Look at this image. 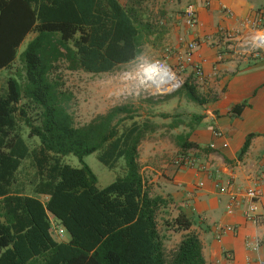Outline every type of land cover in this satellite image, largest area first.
Returning a JSON list of instances; mask_svg holds the SVG:
<instances>
[{"label":"trees","instance_id":"obj_1","mask_svg":"<svg viewBox=\"0 0 264 264\" xmlns=\"http://www.w3.org/2000/svg\"><path fill=\"white\" fill-rule=\"evenodd\" d=\"M144 2L0 0V70H10L19 46L34 34L0 94V264H205L190 232L193 221L181 210L162 219L166 230L186 233L166 253L159 217L175 206L150 196L138 163L149 124L135 121L127 107H114L75 126L72 95L53 78L60 62L69 71L102 74L160 46L164 27ZM186 93L201 102L193 86ZM34 138L38 143L30 146ZM247 146L248 140L243 151ZM97 152L107 169L122 162V174L104 188L84 161ZM69 156L80 167L66 164ZM49 215L68 242L53 239Z\"/></svg>","mask_w":264,"mask_h":264},{"label":"crops","instance_id":"obj_2","mask_svg":"<svg viewBox=\"0 0 264 264\" xmlns=\"http://www.w3.org/2000/svg\"><path fill=\"white\" fill-rule=\"evenodd\" d=\"M117 1L124 5L127 0ZM174 2L178 13L170 36L172 50L178 52L176 57L190 42L199 44L193 59L202 66L206 79L199 86L202 93L197 116L202 119L195 120L191 129L177 133L173 144L155 142L143 154L139 146L141 173L150 196L170 199L175 209L193 221L190 232L201 243L205 264H260L264 244L254 252L247 243L264 236V198L258 203L260 222L253 225L244 218V195L249 189L264 193V52H251V31L240 23L250 20L264 26V0ZM189 4L197 11L198 22L193 28L183 20ZM224 8L232 15H226ZM220 29L241 31L234 51L223 56L216 42ZM214 132L221 136L215 137ZM184 141L194 146L185 147ZM210 144L214 148L210 149ZM182 155L195 157L197 165L178 168L175 160ZM39 198L47 200L44 195ZM229 205L232 212H228ZM49 219L51 225L58 224L52 215ZM53 239L68 242L70 237Z\"/></svg>","mask_w":264,"mask_h":264},{"label":"rangeland","instance_id":"obj_3","mask_svg":"<svg viewBox=\"0 0 264 264\" xmlns=\"http://www.w3.org/2000/svg\"><path fill=\"white\" fill-rule=\"evenodd\" d=\"M143 5L148 7L152 21L164 27L165 35L160 46L145 47L136 61L121 65L108 73L69 71L62 62L56 65L53 73V78L58 77L60 87L72 95L69 106L75 126L88 124L97 116L107 114L114 107H127L135 121L141 124L148 123L150 131L144 134L139 145L141 154L144 151L148 152L155 142L163 143L164 140L173 144V137L196 125L194 116L200 114V104L190 100L186 95L188 87L194 85L187 71L178 74L182 84L170 94H156L154 85L145 77L144 68L155 61L165 62L173 71H178L176 57L178 52L172 50L173 41L170 36L172 23L176 24L174 18L178 12L175 10L174 0H145ZM33 37L34 34H29L21 43L16 61L10 70H0V94H3L6 88L7 77L21 68L20 55ZM193 87L200 98L202 92L196 86ZM129 123L130 121H125L124 125ZM27 133L28 129L23 127L24 138ZM29 142L30 146H33L38 140L34 138ZM84 161L96 175L100 188L106 187L116 176L122 174V162H118L114 170L107 169L98 161V152L86 157ZM64 162L75 168L80 167L78 160L72 156L64 158ZM166 211L167 214L161 212L159 217V231L164 239L166 253L170 255L186 233H176L162 226V219L173 217L177 213L172 207ZM64 236L69 237L67 232Z\"/></svg>","mask_w":264,"mask_h":264},{"label":"built area","instance_id":"obj_4","mask_svg":"<svg viewBox=\"0 0 264 264\" xmlns=\"http://www.w3.org/2000/svg\"><path fill=\"white\" fill-rule=\"evenodd\" d=\"M224 13L228 16H231V12L224 8ZM197 11L194 5L189 4L185 7L183 12V20L184 23L189 27L193 28L197 25ZM241 27L246 26L251 31V45L253 47V50L251 52H258L262 51L264 52V26H257L254 22H251L250 20H245L240 23ZM240 30H226V29H220L218 31V39H217V45H221V56L224 54H228L229 52H233L234 48H236V43L239 42L240 37ZM248 43V42H246ZM199 44L196 41L190 42L186 48L185 51L178 56V64L179 68L178 71H173L169 66L165 64V62L161 61H155L151 63L148 67L144 68H151L154 67L155 70H166V76L168 79V87L171 86L170 89L166 91H159L156 92V88L153 87L154 92L156 94H170L175 92L182 84V81L178 74L183 73L185 71L189 70V74L191 79H193V86H196L199 88V86L203 85L205 83V75L203 72V68L199 63H196L193 59L194 52L198 49ZM143 75V71H142ZM144 78V75H143ZM145 79V78H144ZM147 83V81H146ZM166 86V85H165ZM215 137H220V132H214ZM209 148L212 149L214 146L212 144L209 145ZM175 165L178 168L183 167H194L197 165L196 158L190 155H182L178 157V159L175 160ZM202 184H200L201 186ZM227 188L230 187V185L227 184ZM264 198V193L259 192L256 189H249L245 192L244 200L246 203V207L244 209V218L247 222L258 225L260 222V214H259V201ZM230 203H234V197L232 196L230 198ZM228 212H232V206H228ZM264 218V215H263ZM264 223V221H263ZM227 230L232 229L230 227L227 228ZM65 229L60 225H51V234L54 238H61L64 233ZM217 241H220V238L217 237ZM264 244V236L262 238H256L251 240V242L247 243V247L251 249L254 252H258L260 247ZM260 264H264V260L260 262Z\"/></svg>","mask_w":264,"mask_h":264},{"label":"bare ground","instance_id":"obj_5","mask_svg":"<svg viewBox=\"0 0 264 264\" xmlns=\"http://www.w3.org/2000/svg\"><path fill=\"white\" fill-rule=\"evenodd\" d=\"M145 77L154 85L158 91H166L171 88L168 87V79L166 70H155L154 67L147 68L144 71ZM166 85V86H165Z\"/></svg>","mask_w":264,"mask_h":264}]
</instances>
